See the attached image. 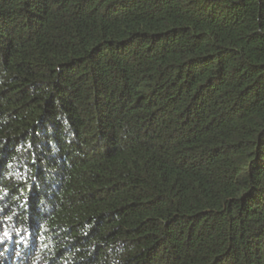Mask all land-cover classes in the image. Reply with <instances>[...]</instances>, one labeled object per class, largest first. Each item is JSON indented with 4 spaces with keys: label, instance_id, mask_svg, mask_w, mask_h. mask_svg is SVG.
I'll list each match as a JSON object with an SVG mask.
<instances>
[{
    "label": "trees",
    "instance_id": "16d2710c",
    "mask_svg": "<svg viewBox=\"0 0 264 264\" xmlns=\"http://www.w3.org/2000/svg\"><path fill=\"white\" fill-rule=\"evenodd\" d=\"M0 264H264V0H0Z\"/></svg>",
    "mask_w": 264,
    "mask_h": 264
}]
</instances>
